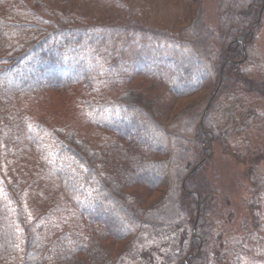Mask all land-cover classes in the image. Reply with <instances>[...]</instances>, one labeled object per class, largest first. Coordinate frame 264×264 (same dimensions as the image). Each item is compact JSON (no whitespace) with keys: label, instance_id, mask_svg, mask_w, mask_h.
<instances>
[{"label":"trees","instance_id":"16d2710c","mask_svg":"<svg viewBox=\"0 0 264 264\" xmlns=\"http://www.w3.org/2000/svg\"><path fill=\"white\" fill-rule=\"evenodd\" d=\"M87 2L0 0V264H133L178 241L144 264H214L205 170L264 103V0H213V20L156 0L163 25L136 0Z\"/></svg>","mask_w":264,"mask_h":264},{"label":"rangeland","instance_id":"374dc122","mask_svg":"<svg viewBox=\"0 0 264 264\" xmlns=\"http://www.w3.org/2000/svg\"><path fill=\"white\" fill-rule=\"evenodd\" d=\"M132 10L139 15L149 14L151 19L163 25L168 21L162 17L158 10L159 4L156 0H136ZM55 11H59L64 6V11L68 9L70 3L74 11L78 14L89 13L93 9L87 0H60ZM101 12L99 18L113 19L114 13L119 15L118 8L112 4L108 7L104 2H97ZM203 6L210 20L215 19V4L213 0H203ZM108 8H111L107 10ZM259 57L264 58V26L260 33ZM254 107L258 109L256 120L249 124H241L236 133L230 132L224 144L220 145L212 153L213 160L206 166V175L212 181L217 190L216 201L211 218L212 224V244L211 256L214 264H264V103L254 102ZM243 125V126H242ZM236 153H241V157H236ZM40 174L49 175V171L41 165L36 166ZM11 175V174H7ZM48 184V182H46ZM38 196L32 193V198L26 203L34 208V213L38 212V206L44 208L49 203L41 198L42 191ZM261 195L263 201L259 209V225L254 226L251 209L246 201L252 200L257 194ZM43 196V195H42ZM36 211V212H35ZM181 242L164 243L155 252L149 254V259L139 258L133 264H144L146 261L153 262L155 259L164 263L165 256L171 250L178 249Z\"/></svg>","mask_w":264,"mask_h":264},{"label":"water","instance_id":"95a60500","mask_svg":"<svg viewBox=\"0 0 264 264\" xmlns=\"http://www.w3.org/2000/svg\"><path fill=\"white\" fill-rule=\"evenodd\" d=\"M219 83H221V75H220V82ZM220 85V84H219ZM216 92H217V90L214 92V94L212 95V97H211V99H210V101H209V104H208V107H209V105L212 103V101H213V99L215 98V96H216ZM207 107V108H208Z\"/></svg>","mask_w":264,"mask_h":264}]
</instances>
